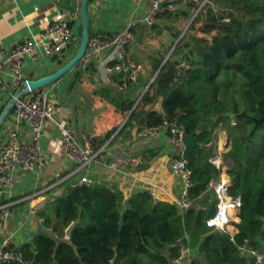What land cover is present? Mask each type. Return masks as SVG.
Wrapping results in <instances>:
<instances>
[{
    "label": "trees",
    "instance_id": "16d2710c",
    "mask_svg": "<svg viewBox=\"0 0 264 264\" xmlns=\"http://www.w3.org/2000/svg\"><path fill=\"white\" fill-rule=\"evenodd\" d=\"M184 6L165 9L160 17L188 19L197 6L192 1ZM80 34L79 25L67 52L76 51ZM174 36L178 41L168 56L163 50L151 57L156 74L138 102L125 91L102 88L99 93L128 114L120 130L176 119L185 137L195 136L196 145L183 150L192 207L180 211L147 191L126 199L102 183L72 187L42 212L41 232L19 248L23 263L6 264H171L181 248L200 253L203 262L193 258L191 264H247L242 249H259L258 239L264 242V120L256 123L264 115V0H206L183 36ZM179 58L190 62L181 73L175 68ZM120 77L112 73L117 85ZM219 126L230 136L222 161L230 168L231 195L241 198L233 236L207 226L218 202L211 183L219 181L221 168L210 160L216 156ZM92 141L95 149L103 143ZM222 175L229 177L227 171Z\"/></svg>",
    "mask_w": 264,
    "mask_h": 264
},
{
    "label": "crops",
    "instance_id": "0c3cea01",
    "mask_svg": "<svg viewBox=\"0 0 264 264\" xmlns=\"http://www.w3.org/2000/svg\"><path fill=\"white\" fill-rule=\"evenodd\" d=\"M79 3L80 0H0V48L6 50L27 36L37 35L53 21L66 18L73 11L77 13V21L71 26L76 32L80 25ZM184 5L178 7L184 9ZM149 9V2L138 0H89L88 3V24L92 33L112 34L131 22L135 23L136 40L127 51L141 65V72L138 82L124 91L137 98V102L156 74L152 69L151 57L165 51L164 46L170 44L168 56L175 44L173 39L176 31L168 24L175 16L160 17L150 26L145 22ZM176 18L185 20L181 16ZM142 32H147V39L145 35L141 37ZM71 55L66 51L62 55L45 57L37 49L34 57L25 58L24 82L51 73ZM112 63L114 52L109 50L94 59L85 70H80L76 65L71 72L44 87L54 101L60 127L52 122L45 123L40 141L44 166L37 172L16 171L13 185L0 195V204L9 203L10 210L6 227L0 228V248L2 241L8 240L10 247L19 250L41 232L42 212L62 195L65 183L76 178L73 174L74 162L61 150V127L64 125L71 126L77 136L95 138L97 142L103 140L88 171L93 183L117 188L126 199L134 193L147 191L152 192L156 200L176 205L180 184L170 172L169 161L186 146L184 143L172 142L169 135L162 132L148 139H140L135 136L136 128L120 130L128 114L118 112L99 93L102 88L114 93L119 91L112 73L107 69ZM6 71L5 66L3 73ZM9 100L6 94L0 93V113ZM155 108L160 110V102ZM11 116L12 108L3 124L9 123ZM2 130L1 126L0 146ZM112 130L113 133L108 136ZM216 136V154L222 160V155L230 148L229 132L220 126ZM227 142L229 146H226ZM223 163L228 164L227 161ZM222 177L221 172L219 181H224ZM227 181L233 188L230 173ZM239 220V210L232 212L230 224L225 230L231 236L236 234L235 224ZM241 255L247 258V264H254L250 263L249 256L243 250ZM193 258H200L203 262L196 248H185L183 258L177 264L191 263ZM171 264H174L173 261Z\"/></svg>",
    "mask_w": 264,
    "mask_h": 264
},
{
    "label": "built area",
    "instance_id": "2783aa9c",
    "mask_svg": "<svg viewBox=\"0 0 264 264\" xmlns=\"http://www.w3.org/2000/svg\"><path fill=\"white\" fill-rule=\"evenodd\" d=\"M147 1L150 4L149 12L145 18L148 25H153L163 14L165 9H173L181 4L192 1L197 6L194 15L199 11L206 0H138ZM77 21V13L70 12L66 18L53 21L46 29L34 36H27L15 42L8 49L0 48V93L6 94L10 99L14 98L12 105V118L9 123H2L3 139L0 146V195L10 188L15 180L16 171L37 172L45 164V158L41 149V135L46 122H52L60 127V122L55 115V104L50 97L48 90L42 88L28 93H19L24 88L23 66L25 58L34 57L35 51L39 49L45 57L62 55L68 46L75 42V32L71 23ZM135 23L112 34L99 32L89 35L84 55L78 62V68L85 70L88 65L106 51L114 52V63L108 66L110 73L120 74V83L117 85L119 91L128 88L129 83L138 82L141 72V65L128 55V47L135 41ZM7 67L5 74L3 68ZM190 67L189 60L179 58L175 68L178 73ZM234 124V122H232ZM62 152L74 162L73 174L76 178L67 181L63 188L62 195H66L69 188L90 186L93 184L88 176L90 164L98 155L100 149H95L91 137L77 136L69 125L61 127ZM166 133L174 143L183 144L185 138L184 127L176 119L164 120L155 126H144L136 131L137 138L148 139L158 133ZM217 133V131H216ZM221 172L230 168L225 166L219 156L210 160ZM170 172L178 179L180 193L176 206L180 211L192 207L188 198L190 185V171L186 168L183 158V151L169 161ZM220 172V173H221ZM211 187L217 197V208L213 217L207 221V226L217 230L225 231L230 224L231 213L238 211L241 205V198L231 195L232 188L225 181L212 182ZM149 195L153 196L150 192ZM10 216L9 203L0 204V228L4 229ZM246 256L255 259L254 264H264V251L243 248ZM184 255L181 248L179 255L173 259L177 264ZM9 261L23 263L21 252L10 247L8 240H3L0 248V264ZM187 264H191L188 262Z\"/></svg>",
    "mask_w": 264,
    "mask_h": 264
},
{
    "label": "water",
    "instance_id": "95a60500",
    "mask_svg": "<svg viewBox=\"0 0 264 264\" xmlns=\"http://www.w3.org/2000/svg\"><path fill=\"white\" fill-rule=\"evenodd\" d=\"M88 3H89V0H80V3L78 5V14H79L80 27H81V34H80V40H79L76 51L71 55V57H69L63 64H61L58 68H56L51 73H48L46 75L40 76L35 79L26 80L24 82V88L19 93V95L23 93H28L34 90L42 89L46 87L47 85H50L51 83L62 78L63 76L71 72L76 67L79 60L81 59V57L84 55L86 51L87 42H88L89 35H90L89 34V24H88ZM13 103H14V98H11L8 101L4 110L0 113V127L7 113L12 108ZM263 120H264V115H263V118L261 120H258L256 124H258L259 122H262ZM228 142H227L228 145L226 146H229ZM183 143L185 144V146H192V147L195 146L196 145L195 136L185 137L183 140ZM257 243L259 246V250L263 252L264 242L261 239H258ZM249 261L250 263H254L255 259L252 257H249Z\"/></svg>",
    "mask_w": 264,
    "mask_h": 264
},
{
    "label": "rangeland",
    "instance_id": "374dc122",
    "mask_svg": "<svg viewBox=\"0 0 264 264\" xmlns=\"http://www.w3.org/2000/svg\"><path fill=\"white\" fill-rule=\"evenodd\" d=\"M178 7V6H177ZM176 7V8H177ZM180 7V6H179ZM178 7V8H179ZM196 10V9H195ZM195 10L193 11V13L191 14V17H189L188 19H185V20H180L179 18H173L172 20H169L168 21V24L169 25H171V27H173L174 28V30L176 31V33H179V37L178 38H180V37H182L183 36V34L187 31V29H188V27H189V25H190V23H191V21H192V19H193V17H194V13H195ZM144 35H145V37H146V39H147V37H148V34H147V32H142V34H141V37L143 38L144 37ZM135 40H136V36H135ZM178 41V39H173V42H177ZM170 48H171V45L169 44V45H166V46H164V49H165V52L166 53H168L169 51H170ZM220 127V126H219ZM225 166H227V164H225Z\"/></svg>",
    "mask_w": 264,
    "mask_h": 264
},
{
    "label": "bare ground",
    "instance_id": "6f19581e",
    "mask_svg": "<svg viewBox=\"0 0 264 264\" xmlns=\"http://www.w3.org/2000/svg\"><path fill=\"white\" fill-rule=\"evenodd\" d=\"M222 144H223V143H222ZM225 171H226V170H224L222 173H224ZM222 178H223V180L225 181V183H228V181H227L228 178H227V177L224 176V177H222ZM228 185L230 186L229 183H228Z\"/></svg>",
    "mask_w": 264,
    "mask_h": 264
}]
</instances>
